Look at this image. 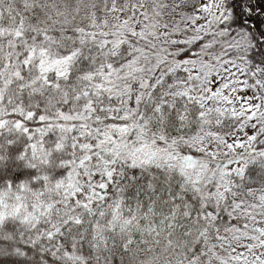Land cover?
Here are the masks:
<instances>
[{
    "label": "snow or ice",
    "instance_id": "1",
    "mask_svg": "<svg viewBox=\"0 0 264 264\" xmlns=\"http://www.w3.org/2000/svg\"><path fill=\"white\" fill-rule=\"evenodd\" d=\"M0 264H264V0H0Z\"/></svg>",
    "mask_w": 264,
    "mask_h": 264
}]
</instances>
